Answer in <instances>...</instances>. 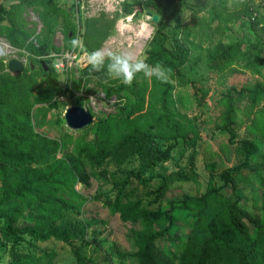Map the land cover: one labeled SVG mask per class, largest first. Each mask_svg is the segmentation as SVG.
Here are the masks:
<instances>
[{
  "label": "rangeland",
  "instance_id": "374dc122",
  "mask_svg": "<svg viewBox=\"0 0 264 264\" xmlns=\"http://www.w3.org/2000/svg\"><path fill=\"white\" fill-rule=\"evenodd\" d=\"M11 1L16 0H0V5L9 11ZM120 9L105 11V6L98 0L79 7L74 0H56L54 6L13 9L1 22L2 26L16 29L21 46L0 35V51H3L0 56V81L6 76L34 73L37 84H44L38 63L43 59L31 54L29 46L48 43L47 58L52 59L58 81L67 92L58 100L57 108L38 105L32 114L36 133L60 144L57 154L31 168H0V197L3 190L13 187L17 177L23 173L33 176L37 173L35 169L49 170L59 162H67L70 157L80 158L83 148L96 146L100 132L97 124L101 119L117 116L123 121L129 116L135 121H156L160 87L155 85V78L142 76L137 79V87L144 96V103L139 106L131 90H118L124 84L120 80L111 77L103 79L99 75L86 73L88 65L80 59L81 49H65L68 34L74 28L77 31L74 38L82 41L84 51H90L85 45L90 27L93 34L88 39L90 43L96 45L100 42L99 48L106 51L131 52L145 59L157 25L146 16L149 10L137 7L133 22L147 20L153 25L151 34L144 39L131 38V34L121 36L116 32L117 21L121 15L132 14L126 12L124 7ZM180 13L184 25L191 30L192 44L188 43V47L192 59L199 61V66L194 71L187 68L183 76L175 81L174 100L178 113L191 121L199 131L196 146L183 139L172 141V144H177L172 159L147 171L140 178L134 176L141 170L136 159L122 167L106 162L101 167L92 168L82 157L89 180L82 183L76 178L71 179V190L65 191L64 197L75 206L74 213L68 218L86 226L84 241L70 245L51 239L43 243L27 242L14 249L10 244H4L0 231V264H79L73 254L76 249H80L86 258L81 264H136L132 255L138 251L137 235L144 230L143 225L123 222L119 214H113L104 204L107 199L114 200L117 196L114 175L119 181L130 177L131 184L127 188L130 197L140 199L149 210L170 211L174 227L168 237L157 241V246L164 251L166 260L173 259L186 244L196 220L197 211L184 201L203 195L211 183L224 185L220 174L246 161L241 144L244 140L256 143L259 153L234 177L235 194L231 186L224 188L222 193L231 199L239 197L242 207L264 226V0H210L198 11L196 18L183 7ZM79 29L81 38L78 37ZM236 42H242L243 49L233 60L214 63L208 59L206 50L219 43ZM66 52L69 53L67 57L64 55ZM12 60L23 64L21 74L15 75L8 70ZM62 63L64 68L61 67ZM187 79L193 80L195 87L184 84ZM230 103L235 111L232 126L234 142H231V134L222 129L227 123ZM71 107L90 111L94 116L93 124L82 130H71L65 118L67 109ZM137 108L138 113L135 114L133 111ZM194 153L197 155L194 172L198 175V181L172 182L161 197L156 196L155 191L163 183L160 175L180 170L192 172L190 157ZM1 164L0 161V167ZM103 171L109 174L100 176ZM14 202L23 208L24 216L18 225L33 223L32 219L41 205L34 199H14ZM62 221L64 219L57 224ZM168 225L167 221H163L155 226V230ZM250 233L253 238L258 236L257 229L252 225ZM92 241L94 243L88 246L87 243ZM27 252L31 253L32 258L15 262V254Z\"/></svg>",
  "mask_w": 264,
  "mask_h": 264
},
{
  "label": "trees",
  "instance_id": "16d2710c",
  "mask_svg": "<svg viewBox=\"0 0 264 264\" xmlns=\"http://www.w3.org/2000/svg\"><path fill=\"white\" fill-rule=\"evenodd\" d=\"M56 0H16L11 1L10 10H4L0 5V35L6 36L16 46H21L18 33L14 27L2 26L1 22L13 9L25 7L54 6ZM210 0H131L124 5V10L133 14L137 7L152 11L161 17L160 23L150 43V49L145 58L150 65L163 64L171 69L170 80L167 83L154 80L160 87L158 96V113L154 123H147L140 119L135 121L131 117L121 120L120 117H106L101 119L99 139L96 146L89 145L80 152V158L70 157L67 162H59L49 170L35 169L37 173L30 176L29 173L17 177L13 187H6L0 197V231L5 245L10 244L16 249L24 243L34 244L46 242L51 239L66 242L72 245L76 241H84L86 226L82 222L69 219L74 213L75 206L68 202L65 191L71 190V179H78L87 183L89 176L85 173L82 157L92 168L101 167L106 162H112L122 167L132 160L139 161L141 170L134 174L140 178L147 171L157 168L172 159L173 150L178 140H187L190 145L196 146L199 131L196 126L185 117L181 116L174 100L175 81L183 76L188 68L194 71L199 66V61L192 59L191 30L182 20L180 9L186 8L196 18L198 11L208 5ZM59 12L58 9H54ZM85 41L86 47L92 51L100 47L89 42L92 37V28L89 27ZM77 36V31L72 28L68 34L65 49L71 50V41ZM196 46V45H195ZM243 49L242 42L234 44L219 43L212 49L206 50V55L211 62L218 63L231 61L236 58ZM31 54L42 58L39 60L40 69L44 78V84H37L34 73H25L22 76L3 77L0 81V161L3 167H29L39 164L50 157H55L60 144L46 137H42L35 131L32 122L34 107L49 105L57 108L58 100L65 96L64 90L55 72L52 59L49 55L48 43L29 46ZM57 52H60L57 49ZM45 63L46 67L42 63ZM88 74L99 75L103 79L110 78L106 69L94 71L89 65L85 68ZM144 76L139 74L132 84H123L118 90H131L137 105L144 103V96L137 87V79ZM184 84L195 87L193 80L187 79ZM138 113V108L133 111ZM235 114L232 103L226 114V124L223 130L231 134V142H234L232 126ZM130 122V123H129ZM188 126V127H187ZM193 134V136H192ZM246 154L245 163L238 167L224 170L220 174L223 186L210 184L207 191L198 197H189L184 203L197 211L196 220L186 244L171 260L165 259L164 251L157 246V241L169 236L174 221L170 211H152L143 206L140 199L130 197L127 188L131 184V178L121 181L114 178L117 188V196L114 200L107 199L104 204L113 214H119L123 222L141 224L144 230L137 235L138 251L132 255L136 264H264V226L240 204V198L231 199L225 196L224 188L232 187L235 194L236 184L234 177L242 169H245L250 161L259 153V147L252 141H241ZM196 153L190 157L192 172H173L169 175H160L162 185L155 191V195L161 197L168 185L179 181H198V175L194 172ZM68 168V169H67ZM63 171V173H61ZM109 173L103 171L100 176ZM264 184V181H263ZM153 194V193H151ZM14 199H34L41 207L33 220L26 226H19L18 221L23 215V208L15 204ZM158 200V198L156 199ZM67 221H65V219ZM64 219L59 225L57 222ZM167 221L169 225L163 229L155 230V226ZM250 225L258 231V236L253 238L250 233ZM94 241L87 243L93 244ZM78 263L86 258L80 249L73 250ZM32 258L31 253L15 254V262L21 263L25 259Z\"/></svg>",
  "mask_w": 264,
  "mask_h": 264
},
{
  "label": "clouds",
  "instance_id": "9594fccd",
  "mask_svg": "<svg viewBox=\"0 0 264 264\" xmlns=\"http://www.w3.org/2000/svg\"><path fill=\"white\" fill-rule=\"evenodd\" d=\"M110 3L105 4V11H112ZM153 30V25L147 20L133 22L131 15H121L116 24V32L127 37L131 34V38L144 39L147 38ZM72 49H81L82 55L80 59L87 63L94 71L106 69V73L113 79L120 80L128 85L137 78L139 74H143L146 78H155L158 81L167 83L170 80L171 69L165 67L161 63L150 65L142 57L138 58L131 52H119L97 48L92 51H84L82 41L73 38L71 41ZM65 57L69 53L64 54Z\"/></svg>",
  "mask_w": 264,
  "mask_h": 264
},
{
  "label": "water",
  "instance_id": "95a60500",
  "mask_svg": "<svg viewBox=\"0 0 264 264\" xmlns=\"http://www.w3.org/2000/svg\"><path fill=\"white\" fill-rule=\"evenodd\" d=\"M146 16L150 17L154 24L158 25L160 23L161 17L151 11L146 12ZM46 67L45 63H42ZM46 71L48 68H45ZM8 70L15 75H19L23 72L24 66L20 61L12 60L8 64ZM67 126L74 131L82 130L87 126L93 124L94 116L93 114L82 108V107H71L67 109L66 115Z\"/></svg>",
  "mask_w": 264,
  "mask_h": 264
},
{
  "label": "built area",
  "instance_id": "2783aa9c",
  "mask_svg": "<svg viewBox=\"0 0 264 264\" xmlns=\"http://www.w3.org/2000/svg\"><path fill=\"white\" fill-rule=\"evenodd\" d=\"M93 2L96 0H74L75 4L77 7H79L80 5H84L86 2ZM100 2L103 3V5L105 6L106 3H110L112 5V11L110 12H115L118 9H120L121 7L123 8L124 5L129 2V0H98ZM120 11L122 12V9H120ZM137 9L135 10V12L132 14V17L134 16V14L136 13ZM78 37H80V29H79V33H78ZM81 38V37H80ZM61 67L64 68L65 65L62 63Z\"/></svg>",
  "mask_w": 264,
  "mask_h": 264
},
{
  "label": "bare ground",
  "instance_id": "6f19581e",
  "mask_svg": "<svg viewBox=\"0 0 264 264\" xmlns=\"http://www.w3.org/2000/svg\"><path fill=\"white\" fill-rule=\"evenodd\" d=\"M2 52H3V51H0V56L2 55Z\"/></svg>",
  "mask_w": 264,
  "mask_h": 264
}]
</instances>
